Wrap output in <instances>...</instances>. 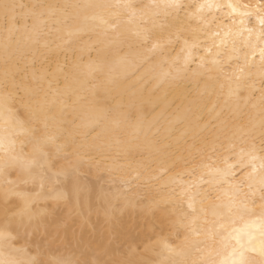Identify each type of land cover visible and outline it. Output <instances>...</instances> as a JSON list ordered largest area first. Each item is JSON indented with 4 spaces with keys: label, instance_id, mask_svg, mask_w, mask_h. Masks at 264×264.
Wrapping results in <instances>:
<instances>
[{
    "label": "clouds",
    "instance_id": "9594fccd",
    "mask_svg": "<svg viewBox=\"0 0 264 264\" xmlns=\"http://www.w3.org/2000/svg\"><path fill=\"white\" fill-rule=\"evenodd\" d=\"M0 264H264V0H0Z\"/></svg>",
    "mask_w": 264,
    "mask_h": 264
}]
</instances>
